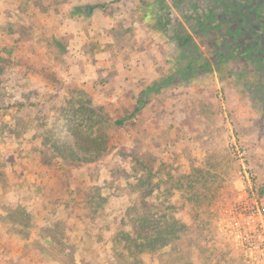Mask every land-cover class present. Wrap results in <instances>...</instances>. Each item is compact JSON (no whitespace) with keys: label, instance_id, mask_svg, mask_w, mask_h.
I'll list each match as a JSON object with an SVG mask.
<instances>
[{"label":"rangeland","instance_id":"1","mask_svg":"<svg viewBox=\"0 0 264 264\" xmlns=\"http://www.w3.org/2000/svg\"><path fill=\"white\" fill-rule=\"evenodd\" d=\"M155 1L0 0V264H131L113 237L145 190L192 226L174 264H264V70L239 57L204 70L211 32L191 33L192 3L165 0L163 25L193 36L182 49L142 19ZM196 52L188 80L154 86ZM78 131L102 135L100 152ZM157 258L141 264L172 263Z\"/></svg>","mask_w":264,"mask_h":264},{"label":"trees","instance_id":"2","mask_svg":"<svg viewBox=\"0 0 264 264\" xmlns=\"http://www.w3.org/2000/svg\"><path fill=\"white\" fill-rule=\"evenodd\" d=\"M187 1L193 5L190 10L194 17L189 16L194 22L191 25V33L194 35L203 31L211 32L209 43L212 52L210 57L205 59L202 67L204 70L212 72L214 68H219L229 57L245 58L264 70V0ZM201 1L203 5L197 7V2ZM142 6L146 10L142 15L143 20L149 21L152 18L157 22L158 30L167 31L169 39L174 41L178 47L189 48L193 39L192 34L185 33L179 23L171 19H166L167 23L172 22L171 25L174 24L170 25L169 29H167V25L162 23L163 17L166 18L170 12V7L165 0H157L149 4L143 2ZM95 9H104V6L75 7V11L84 17H89ZM196 54L197 52L192 56V62L187 63L177 76L161 77L154 86L175 87L178 83L188 80L194 70L193 62L197 60ZM253 93L259 98L256 89ZM262 96L260 100H264V93ZM138 110L136 108L133 113ZM78 112L82 116L81 120L85 122L92 119L93 116L97 120L100 119L98 113L87 106H81ZM123 121L124 119L115 121V124L121 125ZM84 125L86 124H83L84 130L91 128L90 125ZM72 129L77 131L74 125L68 127L67 130ZM84 133L82 131L76 133L74 144L80 149L92 152V154L100 152L104 137L102 135L90 137ZM184 191L186 189L182 193L189 194ZM149 193L150 191H142L141 205L132 209L134 217L124 228L114 232L113 241L119 250L121 256L119 258L131 260V264H141L145 256L154 259L158 257V262L162 263L170 259L172 263L168 264L178 262L179 258H188L190 250L187 246L197 243V240L191 237L192 234H189L192 226H187L174 216L167 215V208L163 207V203H156L148 207L143 200ZM185 236L189 237L186 238ZM164 259L165 261H163Z\"/></svg>","mask_w":264,"mask_h":264},{"label":"built area","instance_id":"3","mask_svg":"<svg viewBox=\"0 0 264 264\" xmlns=\"http://www.w3.org/2000/svg\"><path fill=\"white\" fill-rule=\"evenodd\" d=\"M255 202L257 204L256 209H255V213L259 214L261 212V201H260V199H256ZM260 228H262V226H260Z\"/></svg>","mask_w":264,"mask_h":264}]
</instances>
